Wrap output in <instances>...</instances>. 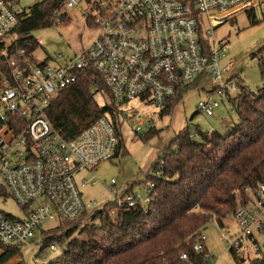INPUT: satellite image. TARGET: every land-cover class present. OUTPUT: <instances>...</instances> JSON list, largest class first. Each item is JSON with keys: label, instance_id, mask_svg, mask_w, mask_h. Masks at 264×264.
I'll return each mask as SVG.
<instances>
[{"label": "built area", "instance_id": "obj_1", "mask_svg": "<svg viewBox=\"0 0 264 264\" xmlns=\"http://www.w3.org/2000/svg\"><path fill=\"white\" fill-rule=\"evenodd\" d=\"M28 1L29 6L18 8L19 0H0V199L10 197L21 211L19 217L0 212V244L20 250L46 221L73 222L93 214L88 211L96 202L84 201L82 190L94 182L81 174L93 178L96 169L114 157L118 145L109 117L97 119L74 139H63L48 118L58 93L89 75L97 96L102 97V89L110 94L119 121L138 130L143 122L128 116L124 105L137 98L163 111L181 88L209 78L212 86L196 103V110L211 117L238 93L229 73L233 63L225 60L226 45L214 38L213 30L261 0H97L92 4L88 0L97 36L70 58L58 54L39 61L33 50L17 44L18 39L7 41L17 35L13 30L40 0ZM77 5L78 0H66L64 12ZM60 15L54 13L55 18ZM230 112L234 113L232 106ZM162 166L160 161L150 177H161ZM140 186L142 194L126 193L127 187L116 196V181L110 180L108 193L114 194V207L109 214L114 221L122 210L138 205L146 210L154 183L145 180ZM244 192L246 202L231 212L236 230L229 237L227 229H220V240L229 239L236 255L261 260L264 184ZM205 242V234L198 231L184 244L201 254ZM49 249L56 251V246ZM178 259L191 264L184 252Z\"/></svg>", "mask_w": 264, "mask_h": 264}, {"label": "trees", "instance_id": "obj_2", "mask_svg": "<svg viewBox=\"0 0 264 264\" xmlns=\"http://www.w3.org/2000/svg\"><path fill=\"white\" fill-rule=\"evenodd\" d=\"M65 1L40 0L30 7L26 18L13 30V33L21 36L17 44L27 46L28 51L34 50L37 44L27 35L49 28L57 22L64 23L67 20ZM257 8L264 14V0L249 12ZM56 12L61 14L57 18L54 17ZM251 15L250 24L257 25L259 22ZM86 24L95 26L90 16L86 18ZM259 68L263 83L255 91L241 86L233 76L238 93L235 98L229 99V103L238 123L226 135L222 136L218 132L203 134L198 130L195 136L199 139L196 140L187 127L163 148L150 169L151 173L162 161L161 177L151 178L150 173L145 176V180L154 183L145 211L139 205L122 210L118 220L114 221L109 214L114 203L108 202L90 216L83 214L77 221L60 222L44 232L38 253L51 245H55L56 249L57 246H63L62 251L47 260L46 264H182L178 259L182 252L189 256L191 264H208L211 257L206 245L201 254H195L184 241L198 231H203L213 217L215 224L222 229L223 218L233 212L238 204L246 202L244 189L264 184L262 59ZM90 79L89 75L81 76L76 83L59 92L48 111V118L63 139L71 140L97 119L109 117L118 136L114 154L118 156L120 121L117 109L104 89L101 90L104 102L99 103ZM198 85L181 88L162 112H168L183 93ZM144 181L138 184L142 185ZM130 191L128 187L126 193ZM195 208L200 211L194 212ZM85 219L90 224L79 230L78 234L82 238L73 236L76 227H67L62 234L61 225L80 224ZM229 251L236 260L235 252ZM20 256V249L0 244V264H8ZM19 264H24V260ZM249 264H264V255L261 260H250Z\"/></svg>", "mask_w": 264, "mask_h": 264}, {"label": "rangeland", "instance_id": "obj_3", "mask_svg": "<svg viewBox=\"0 0 264 264\" xmlns=\"http://www.w3.org/2000/svg\"><path fill=\"white\" fill-rule=\"evenodd\" d=\"M95 1L97 0H91V4ZM91 4L88 5L85 0H78L76 7L67 10V20L64 23L57 22L49 28L30 32L27 36L32 37L36 42L41 41V45L33 50L34 59L39 61L46 57L55 58L58 54L63 59L70 58L87 47L98 34L96 26L86 24V18L94 14ZM29 5L28 0H19L16 7L24 8ZM251 14L259 22L257 25L250 24ZM202 22V26L207 28L205 18H202ZM213 31L214 38L226 45L225 60L233 63L229 73L233 74L241 86L248 90L255 91L262 86L259 61L262 59L264 62L263 12L259 8L253 12H239L219 24ZM20 38V35H14L8 37L7 41L13 42ZM197 84L199 85L196 88H190L185 92L168 112L159 111L151 102L137 98L123 106L128 116L135 115V122L141 120L143 125L135 130L125 121L122 123L120 121L119 155L101 164L93 178L90 173L81 174L94 182L93 185L89 184L82 190L84 201L96 202L88 213L99 211L105 204L111 202L114 197V194L108 193L111 179L116 181V196L118 191H124L127 187H130L133 192L142 194L138 183L145 180V176L150 173L152 163L161 154L163 148L185 128L188 127L190 135L198 140L199 137L195 136L198 130L203 134H211L213 131L224 136L228 133V128L238 123L236 114L230 112L231 105L227 103L219 107L211 117L198 113L196 103L205 97L206 90L212 85L209 78H204ZM97 99L101 104L104 102L100 96H97ZM0 212L13 217L21 215L20 209L10 197L0 199ZM222 222L230 237L236 230L231 213L223 218ZM88 224L90 222L86 219L80 224H63L61 225L62 234L67 227H76L77 231L73 236L82 238L78 234L79 230ZM57 225H59L58 221L44 222L36 230L31 243L20 250L23 258L15 257L8 264H19L23 260L24 264H46L47 260L59 254L63 246H57V251L46 248L38 253L44 232ZM203 233L206 236L205 245L211 257V264H249V261L253 260L251 256L236 254V260L233 259L229 251V239L220 240V228L213 220L206 225ZM240 259L243 261L240 262Z\"/></svg>", "mask_w": 264, "mask_h": 264}, {"label": "crops", "instance_id": "obj_4", "mask_svg": "<svg viewBox=\"0 0 264 264\" xmlns=\"http://www.w3.org/2000/svg\"><path fill=\"white\" fill-rule=\"evenodd\" d=\"M231 128V127H230ZM230 128H228L227 129V131L229 132V130H230ZM213 132V131H212ZM220 134V133H219ZM221 135V134H220ZM223 136V135H222ZM222 229H227V228H225L224 226H223V228ZM206 249H207V247H206ZM207 253H208V250H207Z\"/></svg>", "mask_w": 264, "mask_h": 264}, {"label": "water", "instance_id": "obj_5", "mask_svg": "<svg viewBox=\"0 0 264 264\" xmlns=\"http://www.w3.org/2000/svg\"><path fill=\"white\" fill-rule=\"evenodd\" d=\"M208 264H211V261H208Z\"/></svg>", "mask_w": 264, "mask_h": 264}]
</instances>
